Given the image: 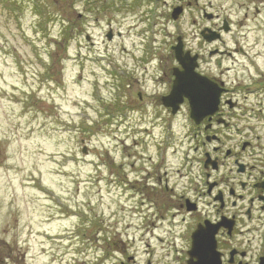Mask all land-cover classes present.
Instances as JSON below:
<instances>
[{"label": "rangeland", "instance_id": "374dc122", "mask_svg": "<svg viewBox=\"0 0 264 264\" xmlns=\"http://www.w3.org/2000/svg\"><path fill=\"white\" fill-rule=\"evenodd\" d=\"M77 1L82 6V0ZM61 3L71 4L70 0ZM97 3L102 20L95 28L87 26L97 43L91 47L81 37L86 22L77 12L65 10L47 27L37 16L42 19L53 10L48 0H0V91L13 87L5 68L15 65L20 76L14 82L20 89L9 95L12 103L0 95V141L13 139L0 148V235L11 240L8 245L0 242V264H75L64 256L66 251L89 253L94 262L95 251L116 255L118 249L138 255L146 248L147 241L139 239L144 231L141 225L146 227L150 220L133 213L139 200H125L138 189L123 195L127 172L117 169L107 156L111 150L119 163L128 155L124 146L113 150L118 147L114 141L122 144L114 136L125 134L113 133L110 123L123 111L121 84L128 75L124 69L141 63L133 56L138 50L132 49L133 36L125 30L124 14L103 7L106 1ZM98 6L89 2L87 9L100 10ZM62 19L75 24L63 40L65 47L57 42L64 37ZM109 22L125 33L113 43L105 40ZM78 39L85 47L78 46ZM243 41L255 42L253 37ZM263 48L257 49L262 57ZM111 61L118 62L122 75L112 77ZM39 121L47 123L41 128ZM158 132L151 143L145 139L142 148L130 152L141 156L149 146L147 154H151L153 142L166 139ZM57 210L67 213L55 214ZM61 233L67 240L59 241ZM150 243L155 250L173 249V239Z\"/></svg>", "mask_w": 264, "mask_h": 264}, {"label": "flooded vegetation", "instance_id": "af4514ba", "mask_svg": "<svg viewBox=\"0 0 264 264\" xmlns=\"http://www.w3.org/2000/svg\"><path fill=\"white\" fill-rule=\"evenodd\" d=\"M162 2L172 12L192 4ZM224 22L210 27L228 28ZM205 27L203 23L199 33L193 32L203 41L196 46L186 42L185 47L200 51L194 52L201 58L199 71L223 89L219 108L199 123L188 114L183 124L188 150L180 168L171 159L169 171L163 170L165 158L159 152L150 159L160 163L145 168L141 176L151 208L173 212L187 233L175 256L146 251L141 264H264V60L262 65L254 62L250 83H244L248 68L236 58L243 48L238 43L226 47L232 31L221 41L209 42L202 37L212 34ZM162 113H145L146 130L148 124L165 122L173 128L171 111L168 121Z\"/></svg>", "mask_w": 264, "mask_h": 264}]
</instances>
